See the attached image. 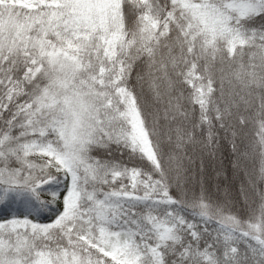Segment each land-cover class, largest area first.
Masks as SVG:
<instances>
[{
  "label": "snow or ice",
  "instance_id": "1",
  "mask_svg": "<svg viewBox=\"0 0 264 264\" xmlns=\"http://www.w3.org/2000/svg\"><path fill=\"white\" fill-rule=\"evenodd\" d=\"M0 264H264V0H0Z\"/></svg>",
  "mask_w": 264,
  "mask_h": 264
},
{
  "label": "trees",
  "instance_id": "2",
  "mask_svg": "<svg viewBox=\"0 0 264 264\" xmlns=\"http://www.w3.org/2000/svg\"><path fill=\"white\" fill-rule=\"evenodd\" d=\"M256 132H257V129L253 125H249L248 127H246L244 129V133L246 134V136L249 140L256 139ZM208 172H209V174H211V172H212L211 162H209Z\"/></svg>",
  "mask_w": 264,
  "mask_h": 264
}]
</instances>
